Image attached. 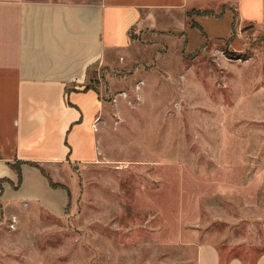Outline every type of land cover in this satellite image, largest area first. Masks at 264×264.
<instances>
[{
	"label": "rangeland",
	"instance_id": "374dc122",
	"mask_svg": "<svg viewBox=\"0 0 264 264\" xmlns=\"http://www.w3.org/2000/svg\"><path fill=\"white\" fill-rule=\"evenodd\" d=\"M200 17L91 69L102 160L72 168L63 216L0 213V264H196L203 241L223 259L264 252V26Z\"/></svg>",
	"mask_w": 264,
	"mask_h": 264
},
{
	"label": "crops",
	"instance_id": "0c3cea01",
	"mask_svg": "<svg viewBox=\"0 0 264 264\" xmlns=\"http://www.w3.org/2000/svg\"><path fill=\"white\" fill-rule=\"evenodd\" d=\"M223 8L200 18L227 17L230 32L235 18L240 27L264 26V0H0V179H6L0 213L31 204L63 216L72 168L103 155L98 133L105 100L85 89L91 69L128 49L134 34H184L189 11ZM178 20L184 26L176 27ZM18 161L39 163L64 187L51 186L38 167L23 163L15 188ZM221 258L216 244L197 243L196 264H221ZM228 264L244 262L234 253ZM255 264H264V252Z\"/></svg>",
	"mask_w": 264,
	"mask_h": 264
},
{
	"label": "trees",
	"instance_id": "16d2710c",
	"mask_svg": "<svg viewBox=\"0 0 264 264\" xmlns=\"http://www.w3.org/2000/svg\"><path fill=\"white\" fill-rule=\"evenodd\" d=\"M224 10H225V8H223V10L220 13H218L214 9H206V10H197V9H195V10L189 11L188 15H189V17L191 15L193 16V14H198V15H220V14H222L224 12ZM234 25H236V18L234 19L233 26ZM193 26L198 27L202 31V33L205 34L203 28L199 25V23L193 24ZM96 83H98V81H94V83L91 82V83L86 84L85 89H94V90L98 91L97 86H95ZM23 163H27V164L33 165L35 167H38L42 171V173L45 176H47V178H48L51 186H53V187H64L62 184L54 182L53 179L51 178V176L46 172V170L39 163L32 162V161H18L17 163L12 164L13 168L16 169L17 172H18V184L14 186L15 188L20 187V185L22 183V170H21V165ZM5 180L6 179H0V200H1V196L3 194V189H4L2 183ZM66 189L68 190V194H69V203H68V205L66 207V211H67L68 208H69V206H70V203H71L72 193L70 192V190L68 188H66ZM238 256H241L242 257V260H243L244 264H255V262L257 260V258H252V259L248 260L241 253H238ZM229 261H230V256L226 257L225 259H222L221 258V264H228Z\"/></svg>",
	"mask_w": 264,
	"mask_h": 264
},
{
	"label": "built area",
	"instance_id": "2783aa9c",
	"mask_svg": "<svg viewBox=\"0 0 264 264\" xmlns=\"http://www.w3.org/2000/svg\"><path fill=\"white\" fill-rule=\"evenodd\" d=\"M16 219L13 218V222L11 223V226H14Z\"/></svg>",
	"mask_w": 264,
	"mask_h": 264
}]
</instances>
